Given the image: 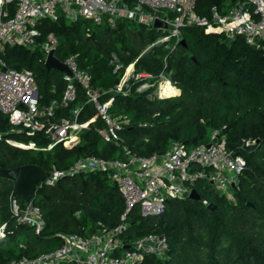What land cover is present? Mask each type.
<instances>
[{"label": "trees", "instance_id": "1", "mask_svg": "<svg viewBox=\"0 0 264 264\" xmlns=\"http://www.w3.org/2000/svg\"><path fill=\"white\" fill-rule=\"evenodd\" d=\"M244 0H196L194 11L211 18L212 7L223 15L231 4ZM40 35L31 46H6L1 53L8 68L30 70L38 91V107L59 101L65 82L63 73L47 69L41 45L48 33L57 39L58 59L75 54L80 68L86 69L93 87L109 89L117 84L125 68L133 63L135 72L156 76L168 74L180 91L157 98L136 93L135 82L129 95L104 93L101 101L112 99L109 111L124 121L120 139L104 141L96 132L104 122L83 88L71 107L81 108L79 121L86 125L77 145L56 144L49 150L13 147L2 139L33 141L45 147L49 138L10 131L6 115L0 113V167L26 164L45 172L53 167L68 168L87 155L125 160L126 150L138 156L161 154L173 141L187 149L211 143L213 133L224 139L234 156L244 160V169L232 187L233 199L217 191L207 179H198L191 188L199 199H169L163 212L142 216L137 207L126 215L120 233L128 244L148 233L162 235L168 242L166 257L146 254L137 264H264V57L259 48L236 36L205 33L198 25L180 28V41L149 45L162 31L125 18L115 27L85 18L43 19ZM184 41V43H182ZM169 46V48L167 47ZM116 64L121 66L115 69ZM68 109L57 108L56 118ZM247 140L254 144L246 145ZM14 182L0 177V225L5 237L0 241V264L22 257L33 258L61 245L63 234L88 237L102 229L121 224L125 204L117 186L104 171L64 178L53 186L39 187L34 203L42 211L44 226L39 233L18 225L9 210L8 196ZM23 201V200H22ZM205 202V203H204ZM212 204L214 209H209ZM125 244V245H126ZM58 264H75L62 261Z\"/></svg>", "mask_w": 264, "mask_h": 264}, {"label": "built area", "instance_id": "2", "mask_svg": "<svg viewBox=\"0 0 264 264\" xmlns=\"http://www.w3.org/2000/svg\"><path fill=\"white\" fill-rule=\"evenodd\" d=\"M196 0H0V113L6 115L11 125L10 131L31 136L42 134L49 138L45 147L35 142H22L5 138L8 143L24 149L49 150L59 143L77 145L80 135L86 128L79 121L81 108L71 107L77 98V87L84 89L87 101L91 102L104 122L96 127V132L107 142H118L124 121L109 111L112 99L101 101L104 93L129 95L135 82L136 93L149 97L166 98L177 95L179 87L168 74L161 71L156 76L135 72L129 64L118 83L103 90L91 85V77L86 69L78 66L75 54L60 60L70 70L63 73L65 88L59 101H51L45 108L38 107L36 84L32 71L13 70L7 67L1 56L6 46H31L40 35L38 25L43 19L57 20L62 15L70 20L85 18L94 23H106L115 27L118 19L125 18L154 27L162 31L154 43L166 41L178 43L180 28L185 25H198L205 33L223 34L228 39L242 37L251 46L259 48L264 57V0H244L229 6L221 15L215 6L212 17H200L195 11ZM163 26H154L155 20ZM56 36L50 32L41 45L44 63L47 55L57 46ZM169 48V46L167 45ZM121 65L116 64L115 69ZM167 84L173 88L170 95H162L160 88ZM38 92V91H37ZM165 94V93H164ZM68 109L67 116L56 118V109ZM1 139V136H0ZM208 145L200 144L187 149L181 142L173 141L168 150L161 154L138 156L126 150L125 160L87 155L76 159L68 168L53 167L47 171L37 186H53L58 181L88 172L104 171L116 184L125 204L123 221L114 229H102L88 237L77 234L61 235V245L54 250L28 258L12 259L5 264H58L72 261L75 264H137L146 254L160 259L166 257L168 242L162 235L148 233L126 244L119 236L124 230L127 213L134 207L142 216H156L163 212L169 199L189 197L191 183L207 179L214 188L227 199H233L232 187L237 186L238 176L244 169V160L234 156L227 149L224 139L213 133ZM255 141L247 140L246 145ZM234 184V186H232ZM15 189L8 196L9 210L18 225L32 227L39 233L44 226L42 211L32 199L23 200ZM205 203V202H204ZM5 237V224L0 226V241ZM128 247H126V245Z\"/></svg>", "mask_w": 264, "mask_h": 264}, {"label": "water", "instance_id": "3", "mask_svg": "<svg viewBox=\"0 0 264 264\" xmlns=\"http://www.w3.org/2000/svg\"><path fill=\"white\" fill-rule=\"evenodd\" d=\"M154 26H163L162 21L155 20ZM184 43V41H182ZM45 66L49 69H56L62 73H70L67 66L62 63L57 57L54 56V52L51 51L45 60ZM38 92L36 91V97ZM46 172L37 165L26 164L14 168L0 167V177L12 180L15 185V193L23 200H34L35 193L38 190V182L41 181ZM234 186V184H232ZM190 198L199 199V194L195 189L191 190ZM209 209H214L212 204H208ZM128 247V245H126Z\"/></svg>", "mask_w": 264, "mask_h": 264}, {"label": "bare ground", "instance_id": "4", "mask_svg": "<svg viewBox=\"0 0 264 264\" xmlns=\"http://www.w3.org/2000/svg\"><path fill=\"white\" fill-rule=\"evenodd\" d=\"M160 92L162 95H170V93L173 92V88L170 87L169 85L167 84H162L161 85V88H160ZM165 93V94H164Z\"/></svg>", "mask_w": 264, "mask_h": 264}, {"label": "rangeland", "instance_id": "5", "mask_svg": "<svg viewBox=\"0 0 264 264\" xmlns=\"http://www.w3.org/2000/svg\"><path fill=\"white\" fill-rule=\"evenodd\" d=\"M2 141H5L4 139H2ZM6 142V141H5ZM7 144H9L10 146H13V147H18V146H16V145H14V144H11V143H8V142H6ZM18 148H20V147H18ZM24 149V148H23ZM4 224V223H3ZM2 225V224H1ZM0 225V226H1Z\"/></svg>", "mask_w": 264, "mask_h": 264}, {"label": "crops", "instance_id": "6", "mask_svg": "<svg viewBox=\"0 0 264 264\" xmlns=\"http://www.w3.org/2000/svg\"><path fill=\"white\" fill-rule=\"evenodd\" d=\"M224 15V14H223Z\"/></svg>", "mask_w": 264, "mask_h": 264}]
</instances>
